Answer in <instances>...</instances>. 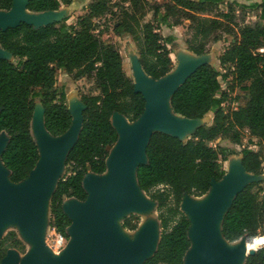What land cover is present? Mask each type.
<instances>
[{
	"label": "trees",
	"instance_id": "1",
	"mask_svg": "<svg viewBox=\"0 0 264 264\" xmlns=\"http://www.w3.org/2000/svg\"><path fill=\"white\" fill-rule=\"evenodd\" d=\"M72 0H27L26 8L34 12L57 10ZM147 0H90L76 26L65 21H52L34 27L21 22L0 31V46L10 58H0V133L8 141L0 159L9 170L12 182L24 180L36 165L39 152L30 131V121L38 100L43 108L44 126L53 136L64 133L71 124V112L63 89L56 86L57 73L63 68L72 78H85L94 83L97 94H83L82 124L78 137L67 153L65 172L59 176L50 198L49 227L63 243L69 238L71 219L64 213L66 198L85 200L83 177L88 172L101 174L106 157L118 138L112 125L114 112L129 122L143 112L144 99L125 73L117 46L101 38L98 19L113 8L119 14L113 27L123 31L136 43L138 60L147 75L158 79L172 68L167 44L173 35L163 37L159 23L168 27L188 20L192 31L185 40L188 50L199 55L208 50V41L220 39L218 32L232 36L218 54L221 65L231 66L230 89L239 86L247 94L235 109L224 111L225 93L220 90L219 72L210 64L198 65L170 98L173 112L186 118H201L213 110L209 125L197 126L183 141L177 136L155 131L145 149L147 162L135 169L137 183L156 202L160 239L154 253L142 264H184L190 246V221L179 208L185 195L202 196L212 181L220 180L225 170L221 161L234 150L212 146L217 138L240 144L243 130L260 142L264 151V23L255 21L240 25L234 33L233 2L227 0H164L151 4L154 19L145 21ZM13 0H0V9L9 10ZM225 4L226 9L220 8ZM264 8V7H263ZM160 14L158 18L156 17ZM263 49V50H261ZM260 150V151H261ZM243 146L240 150L244 170L260 173L261 152ZM264 182V181H263ZM264 192L260 182L251 181L239 191L221 221L223 237L232 243L241 237L252 242L264 223ZM138 216L130 214L122 226L133 230ZM258 237V236H257ZM0 260L7 245L1 247ZM244 264H264V246L247 255Z\"/></svg>",
	"mask_w": 264,
	"mask_h": 264
},
{
	"label": "water",
	"instance_id": "2",
	"mask_svg": "<svg viewBox=\"0 0 264 264\" xmlns=\"http://www.w3.org/2000/svg\"><path fill=\"white\" fill-rule=\"evenodd\" d=\"M26 3L27 0H13L9 10L0 9V31L14 28L21 22L37 27L52 21H60L59 17H51L45 22L38 23L36 21L38 17H50V14L56 13L57 10L34 12L26 8ZM187 51L188 59L182 66L185 72L177 75L175 82L174 79H171L170 83H166L163 80L169 75L171 70L164 76L153 79L145 73L139 60L135 61L136 81L135 83L132 81L135 90L140 92L144 99L143 112L135 121L130 123L121 113L114 112L112 114V116L117 115L120 118V121L115 125L111 116V122L117 131L118 138L109 149L105 171L101 174L88 172L83 177L82 184L87 193L85 200L81 201L74 197H69L62 203L64 213L71 219V224L67 227L69 238L64 252L58 255V258H55L54 255L46 250L42 241L39 240L21 264H142L146 258L154 253L160 239V225L157 216L158 238L151 253L145 256L143 254L148 249L149 241L152 238V228L147 226L135 237V240L127 241L121 237L114 236L112 216L125 209L149 205L145 201L146 199L135 195L130 186L129 176L130 173L133 174L136 185L139 187L135 169L137 165L147 162L145 149L151 134L159 131L182 139L175 131L190 127V131L193 133L197 126L204 125L206 122L207 115L201 118H186L178 113H176L177 116L173 114L163 116L161 113L165 100L168 101L169 108L173 112L170 104L171 95L198 65L202 63L212 65L211 60L203 58L207 52L197 55L190 50ZM10 57V54L0 46V58ZM193 58L197 59V61H194L195 59ZM141 70L150 79L142 78L139 74ZM81 104L78 114L75 115L68 107L72 116L70 127L61 135L53 136L44 126L41 103L38 100L35 102L30 121V131L37 145L39 158L28 176L17 183L9 179V170L0 159V162L7 170L5 173L6 177H1L0 172V224L6 219H14L24 232L31 237H38L43 229L38 219V211L42 201L48 195L49 203L45 228L49 227L50 198L59 178V176L57 177L58 169L62 164L64 165L65 157L76 142L81 129L83 103L81 102ZM37 106L40 107L39 111ZM37 115L39 116V121L35 123L34 119ZM47 134L51 137H64L53 142ZM7 141V134L1 132L0 154ZM113 147H116V149L108 163L107 159ZM240 159L241 154L239 158L240 169H235L231 175L224 173L220 180L211 182L210 188H212V192L207 199L205 208L199 209L188 203L189 197L193 195H185L182 198L179 208L190 221L188 229L190 246L184 255V264H244L246 256L255 253V248L249 249L246 254L243 253L241 244L247 242L245 237L238 239L240 240V246L235 249H224L221 245V239L231 243L221 233L223 215L235 195L251 182L247 181L248 176L254 175L244 170ZM108 167L110 169L109 177L102 181L101 176ZM91 191L92 194H90ZM147 200L154 202L156 209V202L149 197ZM184 208H188V211L196 219L193 234L197 245L188 260L186 259L187 254L192 245L190 237L192 220ZM136 229L137 227L133 230ZM217 232H219L218 236ZM17 260L18 254L14 250H8L0 260V264H17Z\"/></svg>",
	"mask_w": 264,
	"mask_h": 264
},
{
	"label": "rangeland",
	"instance_id": "3",
	"mask_svg": "<svg viewBox=\"0 0 264 264\" xmlns=\"http://www.w3.org/2000/svg\"><path fill=\"white\" fill-rule=\"evenodd\" d=\"M147 1L148 4L145 3L143 6V10L145 12L144 20L152 21L154 19V15L153 12L151 11V4L154 2L162 3L164 0H147ZM89 2L90 0H72L71 4L69 5L60 4L59 8L56 11L57 14L56 13L50 14V17L40 16L36 21L38 23L45 22L51 17H59L60 21H65V23H67L68 25L76 26L78 18L84 14L86 10V6ZM242 5H243L242 3L233 5V20H231L232 22L230 23V25L233 28L234 33L236 32L237 28L240 27V25L242 24L253 23L255 21H260V20L261 22L264 23V8H263L264 0H259L257 7H254L252 4L250 6L245 5L244 7H242ZM246 7H250V8H246ZM220 8L222 10H225L226 9L225 4H221ZM159 17L160 14L157 15L156 17L157 21H155V23L156 22L159 23L158 21ZM118 19H119L118 11L116 8H113V10L110 13H107L98 19L99 22L98 29L100 30L101 38L104 41L112 42L117 46L122 56L123 70L135 83L136 81L135 61L138 59L136 43L133 40V38L130 35L126 34L125 32L123 31L115 32L113 30V27L118 22ZM188 24H189L188 20H183L180 25L171 26V27L159 23L158 30L163 37H166L168 35H173L174 37L173 42L167 44V47L170 51V57L172 59V68L169 75L166 76L163 80L166 83H170L171 79H174L175 82V78L178 77L177 75H181L185 72L182 67L185 64L184 62H186L188 59V51H187L188 48L185 40L187 38H190L191 33L193 31L190 28H188ZM220 32L221 31L218 32V36H220V39L218 41L216 42L208 41L209 43L207 46L208 47L207 54H209V57L211 58L212 66L220 74V76L218 77L220 82V90L218 91L217 96H219L222 92L225 93V99L221 103V106L224 111H228L231 109H235L238 101H245L247 94L244 92V90L240 89L239 86H234L233 89H230L229 87L231 84V76H230L231 66L221 65L217 57L218 54L223 50L225 45H227L228 43L227 40H229L232 36L228 34L221 35ZM194 61H197V59H195ZM139 74L144 79L145 78L150 79L143 73L142 70L141 72H139ZM56 86L64 90L66 96L65 102L74 115L78 114L79 112L78 110L82 105L80 101L81 95L83 94L90 95V94L98 93V90L96 89L93 82L85 78L74 79L70 74L65 72L57 73ZM39 109L40 107L37 106L38 111ZM169 114L172 113L169 111V113L167 114L164 113L163 116H168ZM210 115H211V111L207 113L206 116L207 118L205 120L206 122L204 124H207V122L210 121L209 119L211 117ZM38 121H39V116L37 115L34 119V122L37 123ZM112 121L116 125L120 121L119 116L117 115L112 116ZM190 130H191L190 127H186V129L184 130L175 131V132L178 133V135L183 140H187L192 135ZM210 144L212 146L222 145L234 150V154L228 155L225 160L221 161V165L225 170V174H229V175H231L235 169L238 168L240 169V163H239L240 150L242 149L243 146L253 150H258V151L261 150L259 140L249 135L247 130H243V136L240 144H234L230 142L228 139H221V138L215 139ZM114 150L115 147H113L112 151ZM260 152L262 156L260 173L258 175L248 176L247 181H252L256 179L257 182H260L261 187L264 189V182H263L264 181V151L261 150ZM0 169L4 172V169L1 167V165H0ZM64 172H65V166L62 164L58 169L57 177L62 175ZM101 177L102 180L104 178V175H102ZM135 189H136L134 190L135 195L142 199H146L145 201L149 205L136 207L132 209H125L120 213L113 215L112 216V221L114 222L113 234L115 237H121L124 240L133 241L135 240V237H137L139 233L147 226L152 228L151 247L148 248L147 251L143 254L145 256L151 253L152 249L155 247L158 238V228L156 223L157 213L155 209V203L147 200L148 197L146 195L144 196L143 193L138 190V188ZM209 192L211 193V190ZM262 195H264V192H260L258 194V198L260 199ZM206 199L208 198H205L203 199V201L200 202L199 199L196 198V196H190L188 203L194 206H199L202 204L206 205V203L204 202V200ZM45 213L48 214L47 207H44L42 211V214ZM130 214H135L138 216L137 229L133 231L125 229L121 226L123 217L128 216ZM257 236L264 237V223L259 229ZM39 240L42 241L46 250L52 255H54L55 258H58V255H61L62 252H64L68 243L67 241L64 243H60L55 237V234H53V230L50 227H46L38 237L37 236L31 237L29 234H27L21 229L18 222L14 219H6L0 224V241L2 242L1 247H4L6 245L8 246L5 250V254L8 250H14L18 254L17 264L22 263V261L27 257L30 251L35 247L36 242ZM239 246H240V241L237 240L236 242L232 243V247H230L229 249H235ZM262 246H264V243L258 245L255 249L257 250ZM192 247H193L192 250L188 253L189 255L187 254V258H186L187 260L192 256L195 244H193Z\"/></svg>",
	"mask_w": 264,
	"mask_h": 264
},
{
	"label": "bare ground",
	"instance_id": "4",
	"mask_svg": "<svg viewBox=\"0 0 264 264\" xmlns=\"http://www.w3.org/2000/svg\"><path fill=\"white\" fill-rule=\"evenodd\" d=\"M144 73V72H143ZM145 74V73H144ZM146 75V74H145ZM147 76V75H146ZM148 77V76H147ZM165 104H164V106L162 107V109H161V113H162V115H164V113L165 114H167V113H169V111L172 113V114H174L175 116H177L176 115V113H173L171 110H170V108H169V105H168V101L167 100H165V102H164ZM48 135V137L50 138V140L51 141H53V142H56V141H58L59 139H61V138H63L64 136H60V137H51L49 134H47ZM113 149V148H112ZM112 149H111V152H110V156L108 157V159H107V162L109 163L110 162V159H111V157H112V155H113V153L115 152V150L114 151H112ZM115 149H116V147H115ZM0 165H1V167L4 169V172L6 173V169H5V167L2 165V163L0 162ZM0 172H1V177H6V175H5V173L0 169ZM109 174H110V169H109V167L107 168V170H106V172L103 174L104 175V178L102 179V181H105L108 177H109ZM2 179H4V178H2ZM53 182V181H52ZM129 182H130V186H131V189L133 190V192H134V190H136L135 188H138V190L140 191V192H142L143 193V195L145 196V193L141 190V189H139V187L136 185V182H135V178H134V176H133V174L132 173H130V176H129ZM220 182V181H219ZM210 190H211V192H212V189L210 188ZM209 190V191H210ZM207 192L206 194H204V195H202V196H196V198L197 199H199V201L201 202V201H203V199H205V198H209V193L210 192ZM90 194H92V191L90 192ZM211 194V193H210ZM47 198H48V195L45 197V199L42 201V203H41V205H40V209H39V211H38V215H39V217H38V219H39V221H40V225L43 227V229H42V231H44V229H45V226H46V221H47V213H45V214H42V211H43V209H44V207H47L48 208V201H47ZM204 202L207 204V199L206 200H204ZM154 203V202H153ZM192 206H194V205H192ZM205 204H202V205H199V206H194V207H196V208H199V209H203V208H205ZM47 210V209H46ZM184 210H185V212L188 214V216L190 217V219L192 220V227H191V229H190V237H191V240H192V245L193 244H195V247H194V249H193V252L195 251V248H196V239L194 238V234H193V229H194V226L196 225V219L194 218V216L188 211V208H184ZM219 235V232H217V236ZM152 239V238H151ZM151 239H150V241H149V245H148V248H150L151 247ZM222 240V246H223V248L224 249H229L230 247H232V243H227V242H225L223 239H221ZM240 241V240H239ZM234 242H236V241H234ZM264 243V237H255L254 238V240L252 241V242H244V244H242V246H241V248L243 249V253L244 254H246V253H248V251H249V249H254V248H256L258 245H260V244H263ZM192 245H191V248H190V250H189V252L192 250ZM147 251V250H146ZM145 251V252H146ZM188 252V253H189ZM189 255V254H188Z\"/></svg>",
	"mask_w": 264,
	"mask_h": 264
},
{
	"label": "crops",
	"instance_id": "5",
	"mask_svg": "<svg viewBox=\"0 0 264 264\" xmlns=\"http://www.w3.org/2000/svg\"><path fill=\"white\" fill-rule=\"evenodd\" d=\"M227 1H232L233 2V5H236V4H239V3H242L243 5H242V7H244L245 5H247V6H250L251 4L254 6V7H257V5H258V2H259V0H227ZM257 2V3H256ZM246 8H250V7H246ZM261 21V20H260ZM226 35V34H225ZM232 41V37L229 39V40H227L228 42L229 41ZM228 44V43H227ZM226 46V45H225ZM203 58L205 59V60H211V58L209 57V54H205L204 56H203ZM217 59H218V57H217ZM58 72L59 73H61V72H65V70L63 69V68H60L59 70H58ZM66 73V72H65ZM211 111V117L209 118L210 119V121L209 122H207V124H204V125H209L210 123H211V120H212V114H213V110H210ZM207 115V113L204 115V116H206ZM203 116V117H204Z\"/></svg>",
	"mask_w": 264,
	"mask_h": 264
},
{
	"label": "built area",
	"instance_id": "6",
	"mask_svg": "<svg viewBox=\"0 0 264 264\" xmlns=\"http://www.w3.org/2000/svg\"><path fill=\"white\" fill-rule=\"evenodd\" d=\"M53 234H54V232H53ZM55 237H56V236H55ZM56 238H57V237H56ZM253 239H254V238H253ZM57 240H58L60 243H63L60 239L57 238ZM252 241H253V240H252Z\"/></svg>",
	"mask_w": 264,
	"mask_h": 264
}]
</instances>
